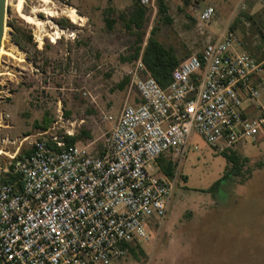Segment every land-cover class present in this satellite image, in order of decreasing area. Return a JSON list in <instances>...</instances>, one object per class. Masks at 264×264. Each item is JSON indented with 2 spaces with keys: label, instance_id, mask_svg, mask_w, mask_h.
Here are the masks:
<instances>
[{
  "label": "rangeland",
  "instance_id": "rangeland-1",
  "mask_svg": "<svg viewBox=\"0 0 264 264\" xmlns=\"http://www.w3.org/2000/svg\"><path fill=\"white\" fill-rule=\"evenodd\" d=\"M19 1L7 0L1 43L0 113L7 119L0 124V168L44 135L66 143L74 138L78 147L98 155L111 129L104 116L116 117L126 98L136 101L128 85L118 86L128 78L133 51L143 49L151 33L179 61L223 32L232 33L244 52L264 59V0H190L188 5L163 0L166 16L156 2L155 11L145 9L141 29L127 27L136 0H21L20 13L37 25L19 17ZM205 7H212L214 16L199 24ZM68 8L80 18L75 23L64 15ZM106 20L113 22L111 29ZM56 31L60 39L52 43ZM259 102L264 107V93ZM190 144L177 167L162 227L148 230L133 253L111 264H264V136L236 145L246 162L212 192L226 160L197 135ZM169 161L171 156L157 160L158 172L170 173ZM156 166L148 172L158 177Z\"/></svg>",
  "mask_w": 264,
  "mask_h": 264
},
{
  "label": "built area",
  "instance_id": "built-area-1",
  "mask_svg": "<svg viewBox=\"0 0 264 264\" xmlns=\"http://www.w3.org/2000/svg\"><path fill=\"white\" fill-rule=\"evenodd\" d=\"M136 2L155 11L157 0ZM213 16L205 7L198 23ZM127 77L136 101L104 116L111 129L98 155L44 135L0 168V264H111L165 220L193 134L218 155L264 136V59L230 32L181 60L164 89L141 54ZM6 119L0 113V124ZM165 156L172 176L150 174Z\"/></svg>",
  "mask_w": 264,
  "mask_h": 264
},
{
  "label": "trees",
  "instance_id": "trees-1",
  "mask_svg": "<svg viewBox=\"0 0 264 264\" xmlns=\"http://www.w3.org/2000/svg\"><path fill=\"white\" fill-rule=\"evenodd\" d=\"M184 5L190 4V0H181ZM158 4V11L160 15L166 16L167 8L164 4L163 0H157ZM145 9L139 6V4L135 3V8L132 10L131 15L127 21V27H133L136 29H141L144 21ZM168 23L170 20L168 18L165 19ZM107 28L111 29L112 21L106 20L105 21ZM153 34H150V37L147 40L146 46L142 49L140 47H136L130 57V61H135L141 54V60L149 73V75L156 81V83L162 88H166L171 81V72L177 67L179 64V60L175 56V52L170 47H165L156 39H154ZM142 50V51H141ZM129 84V79L124 78L120 84L119 89L123 90ZM67 144H74V138H68ZM29 150L23 152L17 158H20L22 155H27ZM226 160V166L223 172L222 177L215 181L212 186L209 188V192H212L216 189L223 181L229 179L231 176H236L238 174V168L242 166L243 163L246 162L245 158H241L236 154L235 151H231L226 154H221ZM164 157L159 158L163 159ZM168 169L169 172H163L164 175L172 176L174 172L175 164L169 161ZM17 179L16 176H8L4 181H15ZM137 244H132L129 247L128 253H133L134 249L137 248Z\"/></svg>",
  "mask_w": 264,
  "mask_h": 264
},
{
  "label": "bare ground",
  "instance_id": "bare-ground-1",
  "mask_svg": "<svg viewBox=\"0 0 264 264\" xmlns=\"http://www.w3.org/2000/svg\"><path fill=\"white\" fill-rule=\"evenodd\" d=\"M20 7H21V0L18 2V4H17V6H16V11H18V13H19V17L21 18V19H23L25 22H27L28 24H33V25H35L36 24V22L34 21V19L33 18H30V17H28V16H25V15H23L22 13H20ZM33 12H35V11H33ZM65 14L64 15H67V18H69L73 23H75V20L77 19L78 20V15L76 14V11H75V9H73V8H68V11H65L64 12ZM80 19V18H79ZM37 25V24H36ZM40 27V26H39ZM5 34V33H4ZM5 36V35H4ZM51 41H52V43H55L56 42V40H58V39H60V34L56 31V32H54V34H52V36H51ZM0 52H2L1 50H0ZM2 154V152L0 151V155Z\"/></svg>",
  "mask_w": 264,
  "mask_h": 264
},
{
  "label": "water",
  "instance_id": "water-1",
  "mask_svg": "<svg viewBox=\"0 0 264 264\" xmlns=\"http://www.w3.org/2000/svg\"><path fill=\"white\" fill-rule=\"evenodd\" d=\"M7 13V0H0V50L5 29V16Z\"/></svg>",
  "mask_w": 264,
  "mask_h": 264
},
{
  "label": "crops",
  "instance_id": "crops-1",
  "mask_svg": "<svg viewBox=\"0 0 264 264\" xmlns=\"http://www.w3.org/2000/svg\"><path fill=\"white\" fill-rule=\"evenodd\" d=\"M223 28H224V27H223ZM214 35H216V34H214ZM212 36H213V34H212ZM260 105H261V104H260ZM235 152H236V151H235ZM236 153H237V152H236ZM158 173H159V175H158V176L164 175V174H163L161 171H160V172H158ZM163 222H164V221H163ZM163 222H162V223H163ZM161 227H162V224H161L160 228H161ZM160 228H159V229H160Z\"/></svg>",
  "mask_w": 264,
  "mask_h": 264
}]
</instances>
